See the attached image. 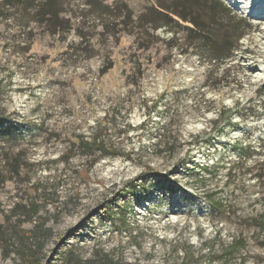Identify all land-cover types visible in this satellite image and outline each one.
<instances>
[{
  "label": "rangeland",
  "instance_id": "obj_1",
  "mask_svg": "<svg viewBox=\"0 0 264 264\" xmlns=\"http://www.w3.org/2000/svg\"><path fill=\"white\" fill-rule=\"evenodd\" d=\"M263 221L264 0H0V264H264Z\"/></svg>",
  "mask_w": 264,
  "mask_h": 264
},
{
  "label": "trees",
  "instance_id": "obj_2",
  "mask_svg": "<svg viewBox=\"0 0 264 264\" xmlns=\"http://www.w3.org/2000/svg\"><path fill=\"white\" fill-rule=\"evenodd\" d=\"M28 1H31V0H27V2ZM8 2H10V3L11 2H16L17 3V2H20V0H8ZM48 5L50 6V4H48ZM191 22L194 24L193 21H191ZM188 27H191V26L188 25ZM211 49H213V52L215 53L212 56V59L217 60L218 58H220L219 55H218V53L220 51V47H218V44L217 43L213 44ZM100 127H101V124H100ZM168 142L169 141H167V143ZM159 145H160V143H157L156 144V146H159ZM86 146H93V149L100 150L102 152V154H109V153H106V151H105V148H106L105 141L101 138V136L93 138L92 139V142H86ZM209 202L211 204L214 203L213 197L211 195H209ZM258 226L260 228H264V221L263 222H260ZM49 231L50 230L45 229V224H40L39 226H37L35 228V231L33 232V235H34L33 238L35 240H37V242H38V240H43L44 237L47 236V233ZM45 233H46V236H44ZM35 247H36V250L35 251L24 252V255H23L24 264H41V262L39 261V259H40V252H39V249H37L38 245L36 244ZM230 247H231V249L236 250V248L239 247V246H237V241L235 240L234 244L232 246H230ZM67 261L69 262L68 264H95L92 261H86V262L85 261H81L77 257H75V258L74 257H70Z\"/></svg>",
  "mask_w": 264,
  "mask_h": 264
}]
</instances>
